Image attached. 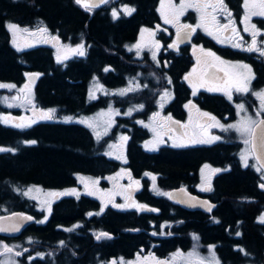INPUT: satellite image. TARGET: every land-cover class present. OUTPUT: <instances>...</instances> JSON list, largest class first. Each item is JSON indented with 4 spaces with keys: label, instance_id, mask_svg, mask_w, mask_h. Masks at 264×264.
<instances>
[{
    "label": "trees",
    "instance_id": "16d2710c",
    "mask_svg": "<svg viewBox=\"0 0 264 264\" xmlns=\"http://www.w3.org/2000/svg\"><path fill=\"white\" fill-rule=\"evenodd\" d=\"M125 1L129 3V0ZM155 1L132 0L135 7L132 15L112 19L102 9L88 17L73 0H0V81L22 86L27 81V73L37 72L39 75L28 95V102L34 106L33 111L55 109L52 119L37 120L24 128L14 126L18 121H0V148L14 150L0 151V215L19 210L39 218L41 213L36 211L35 203L17 189L28 185L65 188L74 183L76 173L92 176L112 173L120 164L104 152L107 137L97 139L88 127L59 118L90 111L102 103L104 97L95 101L88 98L86 86L94 74L107 87L121 86L124 78L130 76L140 80L149 78L150 69L145 61L133 58V53L124 48L132 42L142 26L152 25ZM9 23L29 31L44 28L47 30L44 35L58 37L65 44L88 45L87 55L85 58L74 56L58 62L47 43L17 50L10 41ZM107 67H113L114 71H105ZM109 78L116 82H110ZM153 85L152 92L146 86H136L132 91V104L144 101L145 108L147 95L158 94L155 90L158 84ZM7 95V106L0 101V113H16L17 109L9 105L22 101L13 99L15 92L9 91ZM116 103L120 106L125 104L124 101ZM144 108L139 114H133L132 120L144 118ZM6 115L10 119L14 117L8 113ZM145 139L146 129L132 121V139L125 150L128 166L132 169V176H147L144 178L146 186L151 181L150 187L144 188L146 196H139V199L156 209L132 211V218L121 216L122 222L132 224V254H155L163 258L177 250L188 251L194 243L204 250L208 243L214 242L213 236H217L218 248L222 247L221 252L225 251L231 258L240 254L233 251L231 246L239 244L245 250V255H240L236 260H224L222 264L258 262L264 253V223L257 219L264 209V191H258L252 178L246 175L229 174L217 183L216 194L224 198L214 196L218 208L211 215L202 211L184 212L175 202L153 193L152 177L156 178L155 185L159 190L176 187L190 172L194 174V168L204 157V151L182 152L161 146L156 151H149L142 145ZM146 173L151 175L145 176ZM83 200L87 204L81 206ZM68 202L65 196L54 200L51 211L45 213L46 220L40 225L34 222L29 224L30 237L50 238L55 226L74 220L85 223L89 232L98 229V216L84 215L86 208L95 209L93 199H80L70 203L71 207ZM214 218L219 222L216 226L213 224ZM161 221L171 225L168 235L163 237L152 234L154 230L150 225ZM182 222L181 229L184 230L180 231L178 224ZM224 224H235L239 237H233L236 229L224 230ZM56 232L59 238L67 237L60 230Z\"/></svg>",
    "mask_w": 264,
    "mask_h": 264
},
{
    "label": "flooded vegetation",
    "instance_id": "af4514ba",
    "mask_svg": "<svg viewBox=\"0 0 264 264\" xmlns=\"http://www.w3.org/2000/svg\"><path fill=\"white\" fill-rule=\"evenodd\" d=\"M160 2L161 0L155 1V15L152 20V25L142 26L137 31L132 42L124 48V50L128 51L130 54L133 53V58L145 61L148 69H150L149 78L144 80L147 84L146 87L150 88V92H152L153 89L151 86L153 84H158V87L155 89L158 91V94L155 96L149 94L145 98L146 100L143 99L145 100V108L144 101L133 102L132 104V101H134L132 94H130L127 99L126 97L119 98V96H105L101 94L97 98H89V100L95 101L99 97H104L105 99L102 103L98 104L97 107L90 111L83 112V114L91 113L96 109L104 108L108 103H111V105L119 111L114 117V122L109 133L120 132L123 137H127V140H121V146L120 144L118 146L120 153L116 154L118 156L105 154L120 164H118L117 168L112 173L96 176L86 175L95 178V190H89L88 188L80 186L77 176L82 173L74 174V183L67 186L66 190L75 189L76 192L79 193V196L66 194L58 198H53L54 201L60 197H67L70 201L68 202L70 207V203L78 202L80 199H93L95 202V209L88 210L86 208L84 210V215L85 217H90L92 215H88L89 213H94L93 215L99 213V215H97L99 221L98 229L89 232L85 223L74 220L69 223L55 226L54 233L50 234V238L39 239L32 238L28 234L29 224H31L29 223L16 235L0 236V243L13 249L11 253L0 255V260L9 261V264L11 260H15L16 264H112L113 261H116V264H120L121 261H123L124 264H129V262L132 264L133 260L145 256L149 257V264H155L156 260H166L168 258L167 255L161 258L155 254H132V224L122 222L123 219L121 216L128 215L129 218H132V211H136L137 209L135 207L114 206L133 202L146 205V201L140 200L139 196H146L144 188H149L151 184V181H149V185L146 186V181L144 180V178L147 177L146 175V177L132 176V169L128 166L129 162L125 154L128 142L132 139L133 105H135L134 108L139 110L134 114H139L143 108L144 111H146L144 118L136 117L138 120L142 119V124L137 123L136 118L133 119L136 126L146 129L145 140L149 139L152 135L151 123L163 134V140L156 147L146 148L143 145L144 149L156 151L157 148L161 146L180 150L182 152L189 150H197L198 152L204 151V157L195 166L194 174L190 172L189 176L183 178V182L176 187L169 188L165 191L159 190L160 193H168L170 189L183 188L191 195H194V197L206 199L212 204V208L209 211L197 208L195 203H187L185 206L178 204L181 209L185 210L184 212L202 211L211 215V213L218 208L216 207L214 196L217 198H224L216 194L215 190L217 188V183L224 180V177H227L229 174H233L234 176L246 175L247 178H252L254 187L258 191H264V187H261V185L264 184V171L258 165L254 156L248 155L247 166H245L241 160V154L247 153L251 148V145H245L244 140H250L251 137L242 135L234 128L224 130L220 127L212 126L218 121L226 128L227 125L237 124L244 116H251L257 120L264 119V112H262L260 116H256V112L260 109L261 102L256 95H253L254 92L264 90V56L259 52H249L246 50L247 46L252 42V36L251 30L249 32L244 31L245 25L241 22L245 15L244 0H224L228 11L232 13V20L235 22V27L240 37L243 38L240 41L236 39L232 41L233 43L239 42L241 44L239 48L232 47L230 43H219L218 40H223L226 35H231V31L229 30L228 33L218 31L216 26L211 23L209 25V30L213 31V35H209L203 28H197L189 39H178L177 27L173 24H165L158 11ZM185 2L195 3V0H185ZM171 3L178 7L181 0H171ZM125 6L135 9L132 0H129V3L125 0H109L108 3L102 4L91 11H87L82 6L80 7L88 17H92L91 15L94 11L102 9L113 19V9L118 12V17H120L125 15L123 12ZM169 12L170 9L165 12V15H169ZM199 17L200 14L195 9L188 8L184 11V15L180 16L179 24L195 26L199 22ZM169 18L172 17L169 15ZM217 19L220 24L228 23L224 15L218 16ZM251 24H255L261 33L256 38L257 46L264 47V17L253 16L250 21V25ZM158 25L159 28H157ZM142 29L149 31L151 40H149L148 44L145 46H141L139 49L140 55L138 56L137 52L130 50V45L138 40L139 33ZM145 32L146 31L143 33ZM53 38L58 39L55 36H53ZM53 38H51V40ZM45 40L47 41L45 43L49 44V38H45ZM174 42H176L177 46L175 48H169L168 46ZM157 43L159 44L158 48ZM68 45H77V43H69ZM82 45L84 46L85 55H72L68 58L74 56L85 58L88 45ZM34 46L36 45L28 47ZM201 49H203V51H201ZM209 51L214 52L221 60L229 63L221 64L212 57H206L205 53ZM153 52L156 53L155 60L153 59ZM130 59L132 60V56ZM238 64H246L252 69L254 79H252L249 85V92L239 93L236 92L235 89H232V99L229 100L224 91H208L210 87H224L225 82L230 81L235 74H246V69L233 67ZM106 69L114 71L113 67H107ZM226 73H228L227 76ZM94 76L100 79L96 74L92 75L91 78ZM185 77H188V79H185ZM129 80L135 81V78L132 76L124 78L123 85ZM109 81L112 83L116 82V80L112 78H109ZM201 85H203V87H201ZM194 88L196 90L195 95H193ZM165 91H167L170 96L162 100L161 97ZM123 101L125 102L123 106L116 103ZM190 101L191 104L189 103ZM238 104H244L245 110L238 113L236 107ZM31 111L33 110L31 109ZM124 111L130 114L122 113ZM203 113L209 115H202ZM209 117H215V120H211ZM212 136H217L219 139L214 140L212 143L188 142L191 140L210 139ZM105 137L108 139V136ZM181 144L183 146H176ZM117 157L120 158L118 159ZM205 165L208 167H205ZM213 169H220V171L213 172ZM204 170L208 179L206 182L203 181L202 177V172ZM136 181H139L138 185L135 183ZM208 183L211 185V190L202 191V187H206ZM153 193L168 199L167 195L158 194L156 191ZM53 201L49 206L50 209ZM86 204L87 202L83 200L81 206ZM101 207L104 208L103 212L100 211ZM262 211H264V209ZM47 212L42 213V215L40 214L39 218L34 216L35 225L41 224L39 221L45 219V213ZM217 223H219L218 220L214 218V226H216ZM74 225H77V227H73ZM150 225L153 226L154 233L162 237L168 235L167 231L171 226L165 221H161L157 224L151 223ZM178 225H180V231L184 230L181 229L183 222ZM66 229L72 230L66 231ZM229 229H236V231L232 233L233 237H239V235L236 234L239 232V229H237L235 224H224V230ZM56 230L62 231L67 237L59 238V234ZM99 232H107L111 238L97 240L95 234ZM127 240L129 241L126 242ZM61 241L63 244H61ZM213 241L214 242L208 243L207 245L215 246L212 252L219 261V264H222L224 260H236L240 255H245L244 248L236 244L231 246V249L233 251H238L240 254H238L236 258H231L225 251L221 252L222 247L218 248L217 236H213ZM0 251H2V249H0ZM16 252H20L21 255L16 256ZM38 253L42 255H38ZM29 257H31V259H29ZM152 257L155 259H152ZM239 264L250 263L244 262ZM251 264H264V253L259 258L258 262Z\"/></svg>",
    "mask_w": 264,
    "mask_h": 264
},
{
    "label": "snow or ice",
    "instance_id": "6c2138e0",
    "mask_svg": "<svg viewBox=\"0 0 264 264\" xmlns=\"http://www.w3.org/2000/svg\"><path fill=\"white\" fill-rule=\"evenodd\" d=\"M75 2L78 5H81L82 7H84L87 11H91L92 9L99 7L100 4H106L109 2V0H75ZM168 8L170 9L169 15L172 18H169V15H165V12L163 11V9L165 8V0H161V8L158 9V11H160L161 13V17L164 20L165 24H173L174 26L177 27V37L179 38H183V39H189L192 34L197 30V28H203L209 35H213V31L209 30V25L214 24L217 28L218 31H223L224 33H228L229 30L231 31V35H226L225 39L223 40H218L219 43H230L232 47L234 48H239L241 47V44L239 42L233 43V39H236L237 41L242 40L243 38L240 37L238 30L235 27V22L232 20V13L230 11H228L227 9V5L224 3V0H195V3H187L185 2V0H181L180 5L177 7L175 4L171 3V0H168ZM188 8H193L195 9L199 14V22L197 23V25L192 26V25H188V24H179V18L180 16L184 15V11ZM244 8H245V15L242 19V23L245 25L244 27V31L245 32H249L251 30V36H252V42L247 46V51L249 52H259L262 56H264V47H259L257 46V36L260 35V30L257 29L255 24H251L250 25V21L251 18L253 16H262L264 17V0H244ZM135 11L134 8H130L125 6L123 8V12L125 15H131V13ZM118 12L113 9L112 12V16L113 19H116L118 17ZM224 15L226 16L228 23L226 24H220L217 17ZM250 25V27H249ZM8 29L12 32L13 34V45L17 48V50H20V48L22 47L20 44L17 43V33L20 31L23 32H28V29H20L18 28V26L16 24H12L9 23L7 25ZM157 28H159V25L157 26ZM47 30L44 28H41L38 30V32H32L29 33L30 35H37L38 33H45ZM142 33L144 31H147L146 29H142L141 30ZM154 35V33H153ZM55 39V38H53ZM39 42H47L45 41H37ZM31 45H23V47H28ZM177 46L176 42H174L173 44H170L168 47L169 48H175ZM67 47V46H66ZM133 47H136L137 49H139L141 47L140 44L134 45ZM159 47V44L157 43V48ZM131 50V49H130ZM69 51L72 54L75 55H79V56H83L85 55V50L83 45H77L75 48H70ZM201 51H203V49H201ZM137 55H140L139 50L137 51ZM206 57H212L214 60L219 61L221 64H228L229 62L227 61H223L220 59V57L216 56V54L214 52H207L205 53ZM68 56H60L57 55V61L61 62L64 59H67ZM153 59H156V53L153 52ZM199 62V60H198ZM233 67H238L241 69H246V74L243 73H238L235 74L230 81H226L225 82V86L224 87H210L208 88V91H224L225 94L228 96V99L231 100L232 99V89H235L236 92L239 93H247L250 91L249 85L252 81V79H254V75L252 73V69L246 65V64H238V65H234ZM105 71H108V69H105ZM39 74H30L29 75V79L30 81H34L35 77L38 76ZM228 75V73H226V76ZM185 79H188V77H185ZM171 82V81H169ZM16 86L13 84H0V88H15ZM201 87H203V85H201ZM24 88H29V85L26 84L24 86ZM132 89H125V90H120V95H124L126 91H131ZM23 91V89L21 90ZM195 88L193 89V95H195ZM253 95H256L261 102V106L260 109L256 112V116H260L262 112H264V90H261L260 92H254ZM170 94L165 91V93L162 94L161 99L163 100L165 97H169ZM90 98H95V94L93 91L90 90ZM6 100V98H4ZM16 99V98H13ZM191 104V101L189 102ZM11 106V105H9ZM187 107V105H186ZM238 109V113L240 111H244V104H238L237 106ZM55 112V109H49L47 112H42L39 115V119H52L53 118V113ZM126 114H130V113H126ZM202 115L208 116L209 114L207 113H203ZM211 120H215V117H209ZM66 120H70L71 117H66ZM170 119V117H169ZM4 123H10V119L5 118L3 119ZM35 120H29L27 123H17L14 126L17 128H24V127H28L30 126L32 123H35ZM81 123H86L85 120H81ZM90 127H93V125L89 124ZM213 127H220L221 129L227 130V129H231L234 128L236 129L237 132L241 133L242 135H247L249 137H251V139H245L244 143L245 145H251V148L247 151V153H242L241 154V160L244 163L245 166L248 165V155H255L256 151H257V135L259 136V149L261 151V153H264V119H254L251 116H244L240 121L237 122V124H231V125H227V127L225 128L224 125H221L218 121L212 125ZM97 135V139L100 138V134L96 133ZM121 139L123 140H127V137H121ZM219 137L217 136H212L210 139H205V140H191L188 141L189 143H212L214 140H218ZM26 143H36V141H27ZM146 147H149V144L146 143L145 145ZM176 146H183L181 145H176ZM111 147V146H110ZM151 147H155V144H152ZM0 151H14L13 149H7V148H0ZM109 154L110 153H106ZM118 159L120 157H117ZM256 158L258 160H261V156H256ZM205 167H208L207 165H205ZM261 168H264V160H261ZM260 170V169H258ZM213 172H218L220 171V169H213ZM145 175H151L150 173H146ZM155 177H152L153 180V190L156 191L158 194H162V195H167L169 197H171L170 193H160L159 189L156 188L155 185ZM137 185L139 184V181L135 182ZM261 187H264V184L261 185ZM36 191H41L40 189H35ZM202 191H210L211 190V185L210 183L207 184L206 187H202L201 189ZM17 191H19L17 189ZM33 191L32 188H29L27 191H25L23 194L25 196H28L31 192ZM181 191H183V189H181ZM66 194H73V195H77V197L79 196V193L76 192L75 189L72 190H66L65 192H61V193H56V192H51L48 193V195L52 196V197H56L58 198L59 196L62 195H66ZM92 194V193H89ZM184 202V201H181ZM50 203V202H49ZM204 205H207V202H200ZM116 207H135L137 209V211L140 210H148L147 209V205H140V204H136V203H130V204H125V205H114ZM211 205H208L209 210H211ZM151 211H156V209H150ZM51 211V209L49 208V212ZM101 212L104 211V208L101 207ZM94 213H89L88 215H93ZM96 215H99V213H95ZM14 216H16V214H13ZM5 219H12L11 217L9 218H5ZM32 217H25V216H20L18 219V222L11 225L10 227H4V226H0V231L2 232H15V231H19L20 229V222H22L23 220H31ZM47 219V216H45V220ZM41 223L43 221H40ZM261 222L264 223V217L261 218ZM73 227H77V225H74ZM72 229H66V231H71ZM155 235V233H153ZM237 235H240L239 232L236 233ZM96 239L100 240V239H105L108 238L110 239V235L107 232H99L96 233ZM196 237H194L195 239ZM61 244H63V242L61 241ZM215 246H209V251L212 252L213 248ZM0 249H2V251H0V255L4 254V253H11L13 251L12 248L8 247L7 245H4L2 243H0ZM243 251V250H241ZM16 256H20L21 253L20 252H16L15 253ZM38 255H42L39 254ZM151 255V254H150ZM191 257L192 254H189L188 257H184V255L182 253L179 252V250H177L176 253H173L172 256L168 259V260H156L155 264H177L178 260H185L186 264H191ZM29 259H31V257H29ZM139 259V257H138ZM145 260L149 259V257H144ZM152 259H155L154 257H152ZM0 264H9V261L6 260H0ZM10 264H16L15 260H11ZM112 264H116V261H113ZM120 264H124L123 261L120 262ZM129 264H131V262H129ZM199 264H204V258H200L199 260ZM209 264H219V261L215 258V255L213 253L211 261L209 262Z\"/></svg>",
    "mask_w": 264,
    "mask_h": 264
},
{
    "label": "rangeland",
    "instance_id": "374dc122",
    "mask_svg": "<svg viewBox=\"0 0 264 264\" xmlns=\"http://www.w3.org/2000/svg\"><path fill=\"white\" fill-rule=\"evenodd\" d=\"M167 5H168V0H165V8L163 9L164 12H166L169 9ZM160 8H161V2H160L158 9H160ZM159 13H160V11H159ZM160 15H161V13H160ZM18 28H20V27H18ZM32 32H38V31L37 30L36 31L35 30L34 31H28V32L20 31L17 33V36H16L17 43L22 46L20 49L26 48V47H23V45H25V44H27V45L43 44L45 42H39L38 43L37 41H45V38H49V41H50L49 46L52 47V50H53L54 54L56 55V58H57V55H60V56L67 55L68 57H70V56L75 55V54H72L69 51V49L75 48L77 45L83 44V43H77V45H68V43L67 44L62 43L58 37H56L58 39H54V40L52 39L51 40V38H53L52 35H46V34L44 35L43 33H38L37 35L33 36V35L29 34ZM149 40H151L149 31H146L145 33H141V31H140L138 40L135 41L134 43H132V45H130V49L137 52L141 47L139 49H137L136 47H133V46L137 45V44H140L141 46H145L146 44H148ZM152 40H153V38H152ZM10 41L13 45V42H12L13 41V34L11 31H10ZM0 84H13V83L0 81ZM26 84L29 85V88H27V89L24 88V86ZM13 85H15V84H13ZM33 85H34L33 83H27L26 82L22 86L15 85L16 86L15 88H0V101L2 102L3 106L4 105L7 106V104H8L7 92H9V91L15 92L14 98L20 99L22 101L21 103H15V104L11 105L13 108L17 109L16 113H12V112L0 113V121L3 122V119H5V118L10 119L9 117H6L7 116L6 113L14 115V117H16V119H18L17 123H27L29 120H35V121L45 120V119H39V115L42 112H47V111H41V110L31 111V109H33L34 106L30 102H28V100L30 99L28 97V95L31 94V91L33 89ZM146 85L147 84L144 80H140L137 77H135V81L129 80L124 85L117 86V87H107L100 79H98V78H96V76H94L91 79H89L86 88H87L88 98H90V90L94 92L95 98H97L101 94L102 95L104 94L105 96L112 95V96H119V98H124V97H128L130 94H132V91L136 86H146ZM129 88L132 90L126 91L124 95L119 94L120 90H125V89H129ZM22 89H23V91H21ZM4 98H6V100ZM95 98H90V99H95ZM9 101H10V99H9ZM134 106L135 105L132 106V114H134L136 111H139L137 108H134ZM118 112L119 111L115 107H113L111 105V103H108L104 108L96 109L91 113L70 114V115L62 116L59 119L62 121H65V122H77V123H81L80 122L81 120H85L86 123H81V124L87 126L92 131L95 138H97L96 133L100 134V138L108 136L104 152L110 153V155L115 156L117 153H120L118 150V146L122 140L121 137H123V135L120 132H117V133H112V132L109 133V132H110V129L112 128V125L114 122V117ZM126 112L127 111H124L122 113H126ZM66 117H71V119L66 120L65 119ZM141 120H138V118H136L137 123L142 124L143 122ZM10 121L14 122L11 119H10ZM89 124L93 125V127H90ZM151 126H152V135L149 137V139L144 140L143 144H142L145 146L146 143H148L149 147L145 146L146 148H153V147H151L152 144H155V147H156L163 140L162 132L159 129H157L153 123H151ZM120 146H121V144H120ZM107 155H109V154H107ZM116 156H118V155H116ZM119 173H121V172H119ZM202 177H203L204 182H206L208 180L206 173H205V170L202 172ZM77 178H78L79 185L82 186L83 188H88L89 190H91V189L95 190L96 189V181H95L94 177H89L86 175L79 174L77 176ZM97 185H98V182H97ZM29 188H32L33 191L28 196H25L23 193L25 191H27ZM35 189H40L41 191L38 192ZM19 191L25 197L29 198L30 200H32L35 203V209L37 211L41 212V215H42V213L48 211V208H49V206H50V204L54 198V197L48 195V193L65 192L66 187L65 188H59V189H51V188H44V187H41L39 185H28L26 187L21 188ZM262 217H264V211H261L260 214L257 216L258 221H261ZM209 246H211V245H207L206 248L204 250H202L200 248V246L198 245V243H194L190 250L179 251V252L182 253L184 255V257H188L189 254H192L191 264H199L200 258H204V264H209V262L211 261L212 255H213V252L209 251ZM176 252H173V253H176ZM173 253L168 255V258L166 260H168L172 256ZM144 257L145 256L139 257V259L137 258V259L133 260L132 264H149V260L148 259L145 260ZM177 264H186V261L181 259V260L177 261Z\"/></svg>",
    "mask_w": 264,
    "mask_h": 264
},
{
    "label": "water",
    "instance_id": "95a60500",
    "mask_svg": "<svg viewBox=\"0 0 264 264\" xmlns=\"http://www.w3.org/2000/svg\"><path fill=\"white\" fill-rule=\"evenodd\" d=\"M97 2H98V0H97ZM100 5H102V4H100ZM30 74H37V72H29L25 76V78H26L28 83H34L36 78H37V76L35 77L34 81H30V79H29V75ZM12 120L17 122V119L14 118V117L12 118ZM253 156H254L256 162L258 163V165L261 167V160H264V153H261V151L259 149V136L258 135H257V151H256V154L253 155ZM256 156H261V160H258L256 158ZM261 169L264 171V168H261ZM181 189H183V188L170 189L168 191V193L171 194V197L167 196L168 199L170 201H173V202H175V203H177L179 205H182V206H185L187 203H195L197 205V208L209 211L208 205L212 206V204L209 203L206 199L199 198V197H194V195H191L185 189H183V191H181ZM181 201H184V202H181ZM205 201L208 203L207 205H204V204L200 203V202H205ZM147 209L148 210H145V211H151L150 209H153V208L147 206ZM13 214H16V216H14ZM20 216L32 217V219L31 220H23L22 222H20L19 231H15V232H12V231L2 232V231H0V236L16 235L27 224L32 223L35 220L34 215L28 214L26 212H22V211H19V210H16V211H12V212L7 213V214L0 215V226L10 227L11 225H13V224L18 222V219H19ZM9 217H11L12 219H5V218H9Z\"/></svg>",
    "mask_w": 264,
    "mask_h": 264
}]
</instances>
